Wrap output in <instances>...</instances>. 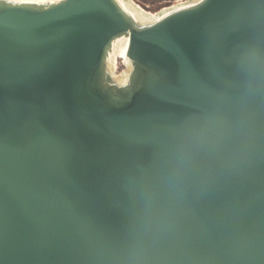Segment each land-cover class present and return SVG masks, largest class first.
<instances>
[{
  "label": "clouds",
  "instance_id": "obj_1",
  "mask_svg": "<svg viewBox=\"0 0 264 264\" xmlns=\"http://www.w3.org/2000/svg\"><path fill=\"white\" fill-rule=\"evenodd\" d=\"M211 71L145 120L102 214L59 131L0 135L11 264H264V0H240Z\"/></svg>",
  "mask_w": 264,
  "mask_h": 264
},
{
  "label": "water",
  "instance_id": "obj_2",
  "mask_svg": "<svg viewBox=\"0 0 264 264\" xmlns=\"http://www.w3.org/2000/svg\"><path fill=\"white\" fill-rule=\"evenodd\" d=\"M239 2L179 0L151 12L133 0H0V135L66 134L75 175L110 214L132 138L176 107L188 72L206 75L231 46L223 29Z\"/></svg>",
  "mask_w": 264,
  "mask_h": 264
},
{
  "label": "rangeland",
  "instance_id": "obj_3",
  "mask_svg": "<svg viewBox=\"0 0 264 264\" xmlns=\"http://www.w3.org/2000/svg\"><path fill=\"white\" fill-rule=\"evenodd\" d=\"M136 3H139L145 10L147 11H157L158 9H160L163 6H166L168 4H171L173 2L179 1V0H133ZM118 58V57H116ZM117 66H116V70L117 72L120 71L121 69L124 68V65H122L121 63V59H117Z\"/></svg>",
  "mask_w": 264,
  "mask_h": 264
},
{
  "label": "bare ground",
  "instance_id": "obj_4",
  "mask_svg": "<svg viewBox=\"0 0 264 264\" xmlns=\"http://www.w3.org/2000/svg\"><path fill=\"white\" fill-rule=\"evenodd\" d=\"M124 49H125V46L124 47H122L120 50H119V52H118V54H117V57L119 58H123L124 57Z\"/></svg>",
  "mask_w": 264,
  "mask_h": 264
}]
</instances>
